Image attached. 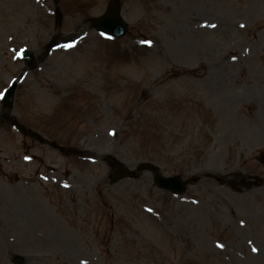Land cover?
Masks as SVG:
<instances>
[{
	"label": "rangeland",
	"instance_id": "rangeland-1",
	"mask_svg": "<svg viewBox=\"0 0 264 264\" xmlns=\"http://www.w3.org/2000/svg\"><path fill=\"white\" fill-rule=\"evenodd\" d=\"M110 1L0 0V94L59 38L12 117L86 153L0 123V264H264V186L241 182L264 179V0H120L119 40L91 29ZM116 161L200 180L112 185Z\"/></svg>",
	"mask_w": 264,
	"mask_h": 264
},
{
	"label": "water",
	"instance_id": "water-1",
	"mask_svg": "<svg viewBox=\"0 0 264 264\" xmlns=\"http://www.w3.org/2000/svg\"><path fill=\"white\" fill-rule=\"evenodd\" d=\"M54 2H58L59 0H53ZM95 27L103 34L108 35V36H114V37H121L122 35L125 34L127 25L119 18V7L117 4V1H114L111 3L108 13L95 21ZM52 45H54V42L49 45V48L51 49ZM23 57H25L28 61H30V65L32 64L33 61V54L29 52H25L23 54ZM15 88L16 85L14 84L4 95L3 98V103L6 106L11 107L12 105V100L15 94ZM67 154H79L81 155L80 152H78L75 149H71L67 151ZM262 161H264V153H262ZM120 177H124L126 175H131L127 173L126 170H122L119 173ZM155 182L158 186L164 189H169L174 191L177 194H182L185 191V183L181 182L179 178H169L165 179L161 176H156ZM189 183V182H187ZM17 263H21V260H17Z\"/></svg>",
	"mask_w": 264,
	"mask_h": 264
},
{
	"label": "snow or ice",
	"instance_id": "snow-or-ice-1",
	"mask_svg": "<svg viewBox=\"0 0 264 264\" xmlns=\"http://www.w3.org/2000/svg\"><path fill=\"white\" fill-rule=\"evenodd\" d=\"M148 43H151V42H148ZM66 47H74V44H68V45H65ZM0 95H2V94H0ZM221 247H223V245H221ZM256 249H254V251H255Z\"/></svg>",
	"mask_w": 264,
	"mask_h": 264
}]
</instances>
